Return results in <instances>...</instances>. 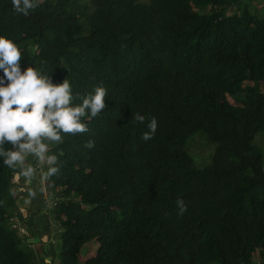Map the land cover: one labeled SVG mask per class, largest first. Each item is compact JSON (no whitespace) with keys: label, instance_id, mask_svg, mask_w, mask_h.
<instances>
[{"label":"trees","instance_id":"16d2710c","mask_svg":"<svg viewBox=\"0 0 264 264\" xmlns=\"http://www.w3.org/2000/svg\"><path fill=\"white\" fill-rule=\"evenodd\" d=\"M252 1L48 0L24 16L0 0V34L20 48L22 70L67 78L77 104L106 89L86 131L49 143L58 170L40 182L61 229L52 264H264V15ZM199 134L214 147L210 165L188 150ZM21 177L0 163V264H42L12 223Z\"/></svg>","mask_w":264,"mask_h":264},{"label":"clouds","instance_id":"9594fccd","mask_svg":"<svg viewBox=\"0 0 264 264\" xmlns=\"http://www.w3.org/2000/svg\"><path fill=\"white\" fill-rule=\"evenodd\" d=\"M37 4L38 0H11L14 12L24 16ZM50 73L30 65L22 70L20 48L12 39L0 34V163L18 166L25 177L33 176L35 171L31 164L25 165L28 156L34 157L37 165H48L42 176L55 174L57 156L49 152V143L60 142L62 133L86 131L87 126L82 122L85 114L95 117L106 106L103 86L80 97L77 104L73 102L68 79L54 84ZM132 119L145 121L139 113L132 115ZM146 128L141 135L145 141L156 132L155 117L147 122ZM6 142L10 148H4ZM86 147L91 148L92 142ZM175 203L179 214H183L186 210L183 199L178 197Z\"/></svg>","mask_w":264,"mask_h":264},{"label":"rangeland","instance_id":"374dc122","mask_svg":"<svg viewBox=\"0 0 264 264\" xmlns=\"http://www.w3.org/2000/svg\"><path fill=\"white\" fill-rule=\"evenodd\" d=\"M147 1L148 0H141V2ZM46 2H48V0H38V4H44ZM252 2H254L252 3L254 4V6L258 7L259 12L264 15V0H254ZM236 10H238V8H233L232 10L228 11L227 14L233 15ZM260 93H264V85L261 87ZM229 102L234 106L237 105V103H235L231 98H229ZM255 144L256 147L262 149V152L264 153L263 138L258 137L255 141ZM188 150L191 152V154L194 155V157L197 158V163L199 162L201 164L207 163L208 160L210 162V158L214 154V147L208 142L207 137L203 134L195 136L190 141ZM32 158L33 157L31 156V160ZM212 161L213 159L211 158V163ZM209 162L207 163V165L209 164ZM36 167L40 169L42 167V164L36 165ZM38 171L41 172L40 170ZM36 174L37 180H35V182L37 185L35 186V190L32 194H27V198L19 197L20 201L16 202V208L19 211L21 217L18 213L17 216L13 217L12 223L16 226L20 236L26 237L27 244L30 248H33L38 257H40V255L42 256V254H40L41 252L47 250L46 257L44 255L43 258H41V261L43 259L50 263L52 258L47 255L52 254L54 250L57 254H59L58 238L61 229L57 221L54 219L53 214L51 213L54 203L56 202L55 195L54 193H52L50 188H47V185L45 187L44 183L42 181H39L42 178V173L37 172L34 173L33 176H35ZM27 179L28 178L21 177L20 180L29 184L30 181ZM17 181L18 179H15V182ZM23 184L24 187H26L25 183ZM23 184L20 181L19 187L18 185H16V192H19V190L23 189ZM16 192L15 194H18ZM16 212L17 211H15V213ZM24 245H22V247H25ZM97 249L98 245L96 243L87 245L80 255V261L83 263L88 259L94 257L96 255ZM25 250H27V248ZM253 259L256 263L261 260L258 251L254 253Z\"/></svg>","mask_w":264,"mask_h":264},{"label":"crops","instance_id":"0c3cea01","mask_svg":"<svg viewBox=\"0 0 264 264\" xmlns=\"http://www.w3.org/2000/svg\"><path fill=\"white\" fill-rule=\"evenodd\" d=\"M36 176H37V174L35 175V177H25V176H23V178H28L27 180H29L30 183L27 184L26 182L20 180L22 184L25 183L26 187H24V184H23V189L19 190V192H17L18 194H15L16 195V198H17V201H20L19 200V197L27 198V194H32L33 193V191L35 190V186L37 185L36 182H35V180H37ZM20 181H19V183H20ZM40 254H42V256L40 255V259H41V258H43V256L45 254H44V252H41ZM45 257H46V255H45ZM42 261H43L42 264H49L48 261H45L43 259H42Z\"/></svg>","mask_w":264,"mask_h":264}]
</instances>
